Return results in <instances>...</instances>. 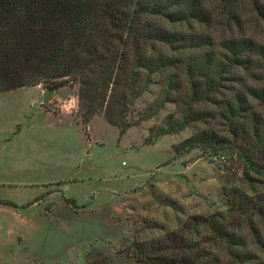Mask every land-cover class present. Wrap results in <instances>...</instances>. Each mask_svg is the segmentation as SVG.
Masks as SVG:
<instances>
[{"label":"rangeland","instance_id":"rangeland-1","mask_svg":"<svg viewBox=\"0 0 264 264\" xmlns=\"http://www.w3.org/2000/svg\"><path fill=\"white\" fill-rule=\"evenodd\" d=\"M139 2L143 0H132L128 7L137 9ZM197 4L202 21L171 23L158 15L140 16L145 29L197 37V48L139 43L147 55L197 61L213 68L219 79L214 92L192 104L197 121L153 145H142L148 131L164 127L168 117L180 118L181 107L174 101L188 86L176 70L150 75L147 90L125 104V121L139 126L121 138L101 116L87 128L89 138L75 126H48L53 120L40 107L56 114L61 105L74 104V118L82 113L76 86L52 94L41 85L0 93V197L22 202L40 185L61 183L76 205L92 203L85 212L67 217L73 231H88L83 243L64 239L65 228L58 227L47 237L56 241V252L40 254L38 262L264 264V144L248 130L251 115L264 121L263 102L248 93L264 91V0ZM165 79L181 83V93L169 91ZM238 92L246 105L228 120L225 106L236 104ZM17 125L20 132L13 136ZM205 131L227 139L230 148H194L175 155L173 147ZM24 157L46 166V171L33 172L36 165ZM11 220L8 210L0 209V224ZM89 246L100 255L84 262ZM5 249L15 258L20 251L16 243H0V264L12 260Z\"/></svg>","mask_w":264,"mask_h":264},{"label":"trees","instance_id":"trees-1","mask_svg":"<svg viewBox=\"0 0 264 264\" xmlns=\"http://www.w3.org/2000/svg\"><path fill=\"white\" fill-rule=\"evenodd\" d=\"M131 1L0 0V93L38 85L53 93L76 86L84 135L88 137V122L102 114L117 128L121 138L128 129L139 126V122L125 121V104L147 90L150 75L173 69L188 86L182 97L177 96L174 101L181 107L180 118L168 117L164 127L148 131L143 144L152 145L159 137L175 134L197 121V113L191 111V106L217 89L219 79L215 70L197 65V61L147 55L139 43L155 41L170 46L179 44L183 49L197 48V37L145 29L140 16L142 13L158 15L171 23L202 21L203 10L197 0H143L142 4L137 3V9L128 7ZM262 68L264 71V64ZM141 71L145 73L144 78ZM166 79L167 89L180 94L181 83ZM169 91L164 95L166 98ZM248 93L264 104L263 90ZM234 100L235 105L225 106L228 120L246 105L245 96L239 92ZM248 130L258 143L264 144L262 119L251 115ZM202 147L223 150L230 148V143L205 131L192 134L172 149L178 155ZM258 148L259 145L254 150ZM65 201L77 209L73 200ZM0 205L16 207L4 200H0Z\"/></svg>","mask_w":264,"mask_h":264},{"label":"crops","instance_id":"crops-1","mask_svg":"<svg viewBox=\"0 0 264 264\" xmlns=\"http://www.w3.org/2000/svg\"><path fill=\"white\" fill-rule=\"evenodd\" d=\"M74 107V104L71 107H67L65 104L61 105V111L56 114L50 110H44L41 107L39 110L51 116L53 121L48 125L49 127L53 129H62L67 125L75 126L83 132L80 118L78 117L75 119L72 114V108ZM99 116L103 117V115L94 116L88 122L86 129L89 128L93 120ZM18 132H20V125L16 126L13 136L17 135ZM87 138H89V135ZM142 145L150 146L144 145L143 142ZM24 158L36 165L33 172L39 174L46 171V166L39 165L40 163L38 164L37 161H32L30 158ZM64 187H66V185L62 186L61 183H47L40 185L39 189L33 190L34 193L30 195L28 199L23 200L25 203H22L23 201H10L0 197V200L11 202L16 206L15 208H11L0 205V209L5 208V210H8V214L12 217L10 224H0V243H3L6 247L16 243V247H18V249L20 248V251H17L18 257L16 258L13 256L12 251L5 249V255L12 257L10 264H46L44 260L38 262L37 258L39 257V259H42L40 254H51L56 252V241L52 239V237L50 239L47 237L48 235L50 237V235L54 234L58 227L65 228V230L61 232L64 239H76L77 242L85 240V234L88 231L85 229L73 231V229L68 226L67 217L85 212L90 208L92 203L81 206L76 205L77 209H72L65 199L73 200L75 204L76 201L66 196L63 189ZM35 200L36 202L32 205L23 207V204L25 205ZM83 206L85 207L82 208ZM31 212L33 214H31ZM109 213L110 211L107 210L106 215L108 216ZM94 250H96L95 247L93 248V246H89V251L86 254H84L83 251H80L84 254V262H87L91 257L97 258L98 255H100L99 251ZM91 254L93 256H90Z\"/></svg>","mask_w":264,"mask_h":264}]
</instances>
